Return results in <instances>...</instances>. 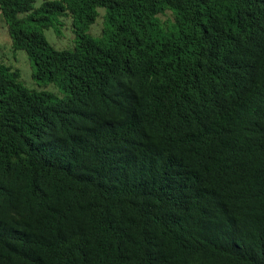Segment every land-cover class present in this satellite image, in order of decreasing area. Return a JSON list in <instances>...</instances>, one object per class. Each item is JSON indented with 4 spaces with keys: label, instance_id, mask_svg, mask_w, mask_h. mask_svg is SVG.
Instances as JSON below:
<instances>
[{
    "label": "trees",
    "instance_id": "1",
    "mask_svg": "<svg viewBox=\"0 0 264 264\" xmlns=\"http://www.w3.org/2000/svg\"><path fill=\"white\" fill-rule=\"evenodd\" d=\"M34 3L0 0L45 88L0 59V264H264V0Z\"/></svg>",
    "mask_w": 264,
    "mask_h": 264
},
{
    "label": "rangeland",
    "instance_id": "2",
    "mask_svg": "<svg viewBox=\"0 0 264 264\" xmlns=\"http://www.w3.org/2000/svg\"><path fill=\"white\" fill-rule=\"evenodd\" d=\"M45 0H35L34 7L38 9L42 6ZM106 14L105 9H99V17L94 25H92L88 33L94 36H100L105 25L104 16ZM159 24V29L162 32H167V27L164 25L165 23L174 21V15L171 11H167L165 15H160L159 19L156 20ZM161 21V22H160ZM61 24H63L61 22ZM64 29L61 31V34H56L54 29H49L45 32V35L48 41L57 49H64L66 47L71 46L75 35L73 33V20H66ZM0 59H2L8 65L13 66L15 69H18L21 76V81L25 86L30 89L44 90L45 88H39L38 82L34 79L33 73L34 68L24 51L15 52L12 47V40L9 36L8 25L0 13ZM46 90L56 93L59 97H65V94L61 92L58 88L53 85L46 86Z\"/></svg>",
    "mask_w": 264,
    "mask_h": 264
}]
</instances>
